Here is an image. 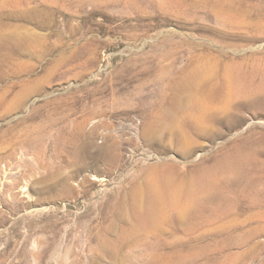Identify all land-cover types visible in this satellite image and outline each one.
Listing matches in <instances>:
<instances>
[{
	"label": "rangeland",
	"instance_id": "obj_1",
	"mask_svg": "<svg viewBox=\"0 0 264 264\" xmlns=\"http://www.w3.org/2000/svg\"><path fill=\"white\" fill-rule=\"evenodd\" d=\"M231 67L234 91L250 93L202 113L187 92L164 117L173 80L203 72L223 90ZM168 163L187 175L215 167L238 202L227 219L188 221L170 264H264V0H0V264H54L21 255L53 225L59 264H153L150 241L118 258L109 249L139 225L135 199Z\"/></svg>",
	"mask_w": 264,
	"mask_h": 264
},
{
	"label": "bare ground",
	"instance_id": "obj_2",
	"mask_svg": "<svg viewBox=\"0 0 264 264\" xmlns=\"http://www.w3.org/2000/svg\"><path fill=\"white\" fill-rule=\"evenodd\" d=\"M16 49L18 48L13 47V50ZM226 71L227 81L223 90H218L214 88V86L203 84V72L196 74L191 78L185 77L173 80L168 87L172 92L170 103L168 106L161 105L160 108L163 111L164 117L169 120H174L176 115L183 111L187 104V92L190 94L191 98L195 99L197 112L200 111L202 113L208 110H213L212 106L215 103L221 102L225 97L230 98V94L233 93L236 87V80L234 79L237 74L234 67H231L230 70L226 68ZM209 73L210 69H206L205 76ZM240 82L239 88H242V81ZM244 89L245 92H243L242 89L239 91L245 95L251 92L249 88ZM239 91L234 92L240 94ZM154 126L155 123L153 122V125L147 130V137L148 134L149 136L153 135ZM196 130L197 134H199L200 131L197 127ZM181 133H185L187 136L195 134L193 131L188 130L183 126ZM179 148L181 149L182 155L187 157V150L183 149L182 144ZM164 149L168 151V147L164 146ZM188 152H194V150H189ZM236 158L237 157H235V159ZM235 159H233L231 163L229 162L231 165L228 164L229 167L228 169L226 168L227 170L224 168L229 174L238 172ZM159 170L160 171L158 172L152 171V173H150L147 181L146 193L143 192L140 194L142 191L139 189L138 193L142 198H139L138 196L135 199V212L139 210V205H143L144 208L143 215L140 214L142 219L139 220V225L131 231H125L119 241L115 240L116 242H112L109 250H111L112 254L117 258L118 252L125 251L126 249L131 250L136 242L144 239L150 241V253L156 258L153 264H170V254L176 252L179 245L169 244V240L177 235H182L183 238L184 236H187L188 221L199 225L212 223L214 221L218 222L217 220L227 219L236 210L238 202L226 196L224 192L221 191L222 185L218 180L220 170H217L216 172L215 167L214 170L207 168L199 171L197 174L191 175L181 174L178 171L177 164L174 163L165 164V167ZM250 188L253 189V186L250 185ZM240 193L241 192H238L240 196L246 197L245 194L241 195ZM255 194L256 193H252L251 196H254ZM140 202H142V204H140ZM88 226L83 224V231H87L90 234L87 240L89 246L94 241V236L92 235L93 231L91 227ZM49 230L53 232V235L48 234L44 237L41 236L40 243H37L38 240H33L31 250H27L26 248L28 244L31 243L27 241L26 246L21 251V255L25 258L24 263L28 261V256L33 258L35 262H44L50 259L51 261H54V264H59L58 255L61 251V246L59 245L61 238L59 235L61 233L56 225L44 229L45 232H48ZM77 230L78 228L74 231L73 240L80 244L81 240L79 234H76ZM142 235L144 238L141 237ZM151 240H154L156 243H152ZM160 241L164 243L162 248H159V246L156 247V244ZM183 245L180 244L181 247H183ZM108 246V241L102 240L98 244L99 248L97 251L104 252L108 250ZM89 252H92L94 255L96 254L94 247H92ZM159 252L164 255L161 259ZM74 253H76L74 248L69 246L66 250V257L69 258ZM79 256L81 257L80 254ZM76 257H78V255H76ZM126 258L128 261H135L136 263L137 257L135 255L129 254ZM71 263L73 264V260ZM65 264L69 263L66 262Z\"/></svg>",
	"mask_w": 264,
	"mask_h": 264
}]
</instances>
